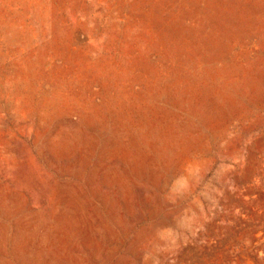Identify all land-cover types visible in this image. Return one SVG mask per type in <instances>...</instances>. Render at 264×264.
I'll return each mask as SVG.
<instances>
[{"label": "rangeland", "instance_id": "374dc122", "mask_svg": "<svg viewBox=\"0 0 264 264\" xmlns=\"http://www.w3.org/2000/svg\"><path fill=\"white\" fill-rule=\"evenodd\" d=\"M0 264H264V0H0Z\"/></svg>", "mask_w": 264, "mask_h": 264}]
</instances>
